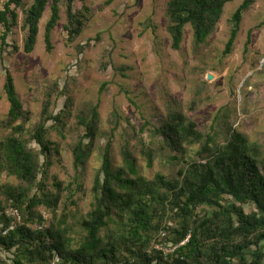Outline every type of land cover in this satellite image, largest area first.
<instances>
[{"label":"rangeland","instance_id":"374dc122","mask_svg":"<svg viewBox=\"0 0 264 264\" xmlns=\"http://www.w3.org/2000/svg\"><path fill=\"white\" fill-rule=\"evenodd\" d=\"M5 1L0 2V10ZM30 1L24 3L26 8ZM166 2L74 0V11L82 10L85 5L92 16L71 41L64 30L67 20L61 2L60 20L51 33L50 52L46 51L43 40L48 5L39 22L35 49L30 54L22 49L23 13L17 9V27L12 28L7 46L0 48V120L6 118L9 108L3 89L7 73L12 76L24 110L31 112L24 140H28L40 122L47 101L49 114L62 116L60 123L48 120L45 124L46 139L53 150L51 166L41 181L45 187L43 192L58 195L59 202L55 209L39 206L35 210L44 218V231L50 225L56 228L62 221L72 228L73 233L69 235L72 248L84 237L79 223L92 208L94 178L101 165L102 150L108 143L113 169L122 166L120 151L127 145L136 158L138 174L147 181H155L157 175L166 181H177L178 172L188 163H204L202 158L206 154H198L199 144L186 146L182 157L172 161L174 153L158 134L169 112H182L200 134L213 136L214 145L225 144L224 124L227 123L250 143L257 144L264 158V0H254L243 14L235 44L227 55L223 51L233 28L231 16L242 0L224 6L214 32L200 48L193 47L192 28L185 26L179 51L171 48L165 29ZM79 46L83 47L80 53ZM13 47L18 50L14 51ZM92 105H97L99 118L95 149L84 166L75 167L71 150L83 133L75 116ZM9 131L0 125V142ZM29 147L39 150L32 141ZM144 148L151 152V167L147 166ZM43 163L41 156V166ZM41 179L39 176L33 185L21 184L26 199L40 196L37 184ZM19 185L14 176L6 171L0 173V207L7 202L3 187L15 189ZM226 201L231 200L226 197L222 204ZM243 210L250 213L251 206H244ZM211 212L205 205L197 208L200 215ZM176 224V217L168 209L163 214H155L153 225L158 229L151 234L148 252L155 247L160 233L169 234V229ZM29 225L31 230L38 227ZM114 227L115 224H110L101 231L100 237L106 241ZM169 238L167 235L162 243L163 256L174 249ZM11 252L0 247V258L11 259ZM120 252L124 259L131 258L126 251Z\"/></svg>","mask_w":264,"mask_h":264},{"label":"trees","instance_id":"16d2710c","mask_svg":"<svg viewBox=\"0 0 264 264\" xmlns=\"http://www.w3.org/2000/svg\"><path fill=\"white\" fill-rule=\"evenodd\" d=\"M28 1L4 2L0 10L2 50L7 46L12 28L17 27V9L23 13L22 49L26 54L35 49L39 22L48 5L49 18L43 34L47 52L52 50L51 33L60 20L61 2L65 6L67 23L64 30L69 41L83 31L85 22L92 16V11L85 5L82 10L74 11V0H31L26 8L24 3ZM233 1L167 0L164 18L171 48L180 50L183 29L187 25L192 28L193 47L204 46L223 15L224 6ZM253 4L254 0H242L232 14L233 28L224 55L231 53L243 14ZM12 49L18 50L17 47ZM82 49L79 46L78 53ZM3 89L9 108L0 125L10 131L0 142V173L6 171L20 185L15 189L3 187L7 202L0 207V247L9 253L12 249L16 251L11 252V259L0 258V264H49L52 250L66 264H264V158L257 144L250 143L227 123L224 124L225 144L214 145L213 136L200 134L182 112L168 113L158 134L174 153L172 161H178L185 147L192 144L200 145L199 155L206 154L202 158L204 163L190 162L180 170L177 181H166L161 175H157L155 181L145 180L138 174L136 158L127 145L120 151L122 166L113 169L108 143L102 150L101 165L94 178L92 208L79 223L84 237L76 248H72L69 236L73 233L72 228L62 221L56 228L50 225L44 231V218L35 210L39 206L52 210L59 202L58 195L43 192L45 187L41 181L51 166L53 150L46 139L45 124L48 120L60 123L62 116H51L47 101L40 122L34 126L28 140H24L23 133L31 112L24 110L9 73ZM85 110L78 111L75 116L77 126L83 130L71 150L75 167L84 166L91 157L99 132L97 105ZM31 141L38 146V152L29 147ZM143 154L147 166L151 167V152L144 148ZM41 156L44 157L42 166ZM39 176L42 177L37 184L40 196L26 199L21 184L33 185ZM226 197L231 201L222 204ZM8 204L17 211L20 223L14 231L4 234L12 220L4 213ZM201 205L211 208L212 212L198 214L197 208ZM247 205L251 206L250 213L243 210ZM166 209L174 214L177 224L169 229V234L160 233L155 247L148 252L151 234L158 229L153 225L155 214H163ZM112 223L115 227L105 241L100 233ZM29 224L38 227L31 230ZM167 235L175 249L163 256L161 247ZM122 250L131 258L121 257Z\"/></svg>","mask_w":264,"mask_h":264},{"label":"built area","instance_id":"2783aa9c","mask_svg":"<svg viewBox=\"0 0 264 264\" xmlns=\"http://www.w3.org/2000/svg\"><path fill=\"white\" fill-rule=\"evenodd\" d=\"M4 213L5 215H7L8 217L12 219L11 222L8 223V226L6 230L4 231V234H7L8 232L13 231L16 228V226L20 223V217L17 211L9 204L6 205ZM1 215H2V212H0V216ZM49 264H66V263H64V261L61 259V257L59 256L57 252L52 251Z\"/></svg>","mask_w":264,"mask_h":264},{"label":"clouds","instance_id":"9594fccd","mask_svg":"<svg viewBox=\"0 0 264 264\" xmlns=\"http://www.w3.org/2000/svg\"><path fill=\"white\" fill-rule=\"evenodd\" d=\"M16 227H17V226H16ZM6 228H7V227H6ZM15 229H16V228H15ZM15 229H14V230H15ZM14 230H13V231H14ZM11 232H12V231H11ZM157 248H160V247H157ZM174 249H175V247H174ZM174 249H172V250H174ZM172 250L170 249V250H169V253H170ZM52 251H55V250H52ZM52 251H51V252H52ZM55 252H56V251H55ZM50 258H51V257H50ZM49 260H50V259H49ZM48 262H49V261H48Z\"/></svg>","mask_w":264,"mask_h":264},{"label":"water","instance_id":"95a60500","mask_svg":"<svg viewBox=\"0 0 264 264\" xmlns=\"http://www.w3.org/2000/svg\"><path fill=\"white\" fill-rule=\"evenodd\" d=\"M211 78H212L211 76H208V80H211Z\"/></svg>","mask_w":264,"mask_h":264}]
</instances>
